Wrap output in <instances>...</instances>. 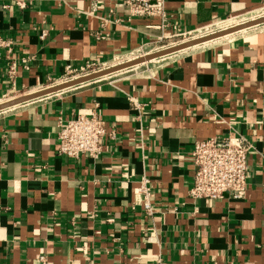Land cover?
Returning <instances> with one entry per match:
<instances>
[{
	"label": "crops",
	"instance_id": "crops-1",
	"mask_svg": "<svg viewBox=\"0 0 264 264\" xmlns=\"http://www.w3.org/2000/svg\"><path fill=\"white\" fill-rule=\"evenodd\" d=\"M16 1L0 0V37L16 45L0 51V103L53 87L68 66L113 68L264 9L166 0L162 27L112 0ZM10 59H28L15 86ZM94 112L101 156H60L61 126ZM238 136L255 146L245 197L192 200L195 142ZM144 177L152 215L136 193ZM0 264H264V24L1 112Z\"/></svg>",
	"mask_w": 264,
	"mask_h": 264
},
{
	"label": "built area",
	"instance_id": "built-area-1",
	"mask_svg": "<svg viewBox=\"0 0 264 264\" xmlns=\"http://www.w3.org/2000/svg\"><path fill=\"white\" fill-rule=\"evenodd\" d=\"M112 2L126 6L130 19H159L162 27L168 24L166 0H112ZM16 4L21 10L28 6L24 0H18ZM101 23V28H104L108 20H102ZM204 30L208 28L181 34L179 39ZM99 35L104 38L102 33ZM46 37L47 34L44 32L41 39ZM15 50L16 45L13 40L0 37L1 52L12 55ZM27 63L28 59L9 60L7 76L13 86H15L19 65L25 66ZM106 69H109L107 65L95 62H86L79 67L68 66L62 80L53 87ZM7 101L8 99L5 102ZM106 136V124L95 112L90 115L74 116L64 123L58 132V153L71 160H79L83 156L97 159L103 153ZM254 150L255 146L241 136L236 138L215 137L205 141H196L191 158L195 171L189 190L190 198L194 201L207 202L224 200L226 197L232 200L243 199L249 185L248 160ZM136 193L141 199L144 211L152 215L154 211L153 191L148 178H142Z\"/></svg>",
	"mask_w": 264,
	"mask_h": 264
},
{
	"label": "water",
	"instance_id": "water-1",
	"mask_svg": "<svg viewBox=\"0 0 264 264\" xmlns=\"http://www.w3.org/2000/svg\"><path fill=\"white\" fill-rule=\"evenodd\" d=\"M263 24H264V17L257 19V20L247 22V23H244L242 25H239V26H236V27L224 30V31H220L218 33H214V34L206 36V37L198 38V39H195V40H192V41H189V42H186V43H183V44H180V45H177V46H174V47L162 50V51H159L157 53L146 55L145 57L135 59L133 61L121 64V65L113 67V68L103 70V71L98 72V73L91 74V75L86 76V77H82V78L73 80V81L65 83V84H61V85H58L55 87H51L49 89L40 91L38 93H34V94H30V95H26V96H23L20 98L10 100L8 102L0 104V113L3 111H6V110L12 109L14 107H17V106H20V105H23V104H26V103L47 97V96H50L53 94H57L59 92H62V91L68 90V89L76 88V87H79V86H82V85H85V84H88L91 82H95V81L104 79L106 77H109L113 74L131 69L134 67H138V66L150 63V62L155 61V60H159V59H162L165 57H169V56H172L174 54L192 49L194 47L204 45L206 43H210V42L219 40V39L227 37L229 35H232V34L247 30V29H251V28L263 25Z\"/></svg>",
	"mask_w": 264,
	"mask_h": 264
},
{
	"label": "rangeland",
	"instance_id": "rangeland-1",
	"mask_svg": "<svg viewBox=\"0 0 264 264\" xmlns=\"http://www.w3.org/2000/svg\"><path fill=\"white\" fill-rule=\"evenodd\" d=\"M262 16L264 17V10L260 11L259 13H256V14L246 16L244 18H237V19H233V20L223 22L221 24H217L211 28H208V30L201 31L199 33H194L191 36H187L186 38H182V39L178 38L176 40L167 41V42H164L160 45H157V46L153 47V48H155V50L149 54L157 53L159 51H162V50H165V49H168V48H171V47H174V46H177V45H180V44H183V43H186V42L198 39V38L206 37V36L212 35L214 33H218L220 31H224V30L236 27L238 25H242V24L250 22L252 20H257V19L263 18ZM149 54H145L144 52H139V53H136L134 55H131L130 58L135 60V59H138L141 57H145L146 55H149ZM8 101H9V99H8Z\"/></svg>",
	"mask_w": 264,
	"mask_h": 264
}]
</instances>
